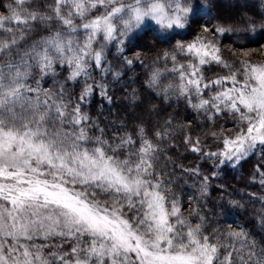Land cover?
<instances>
[{"label":"snow or ice","instance_id":"snow-or-ice-1","mask_svg":"<svg viewBox=\"0 0 264 264\" xmlns=\"http://www.w3.org/2000/svg\"><path fill=\"white\" fill-rule=\"evenodd\" d=\"M259 49L264 0H0V264H264Z\"/></svg>","mask_w":264,"mask_h":264},{"label":"trees","instance_id":"trees-1","mask_svg":"<svg viewBox=\"0 0 264 264\" xmlns=\"http://www.w3.org/2000/svg\"><path fill=\"white\" fill-rule=\"evenodd\" d=\"M223 2L225 3V5H231V4H233L235 2V0H223ZM253 47H258V46H255L254 45ZM263 50L264 49H259V51L254 52L253 55H252V59L254 60V58L256 57V60L255 61H257V57L259 55L260 56V59L262 60L264 58V51ZM225 55L228 56V55H231V53H229V52L226 51L225 52ZM254 163H255V158H253V160L250 161L249 163L244 164L243 169H242V174L245 176V178L247 177L248 173L251 171V168L253 167ZM239 174H241V173H238V175ZM232 183L233 184H238V183H242V181H240V180H234V181H232ZM251 219H252V217H251V214L250 213L247 216L240 217V220L242 222H245V223H247V221H249Z\"/></svg>","mask_w":264,"mask_h":264},{"label":"rangeland","instance_id":"rangeland-1","mask_svg":"<svg viewBox=\"0 0 264 264\" xmlns=\"http://www.w3.org/2000/svg\"><path fill=\"white\" fill-rule=\"evenodd\" d=\"M264 51V50H263ZM259 54V53H258ZM264 59V58H263ZM262 59V60H263ZM254 60H256V57L254 58ZM261 59H260V56L258 55V57H257V61H262ZM264 61V60H263Z\"/></svg>","mask_w":264,"mask_h":264}]
</instances>
